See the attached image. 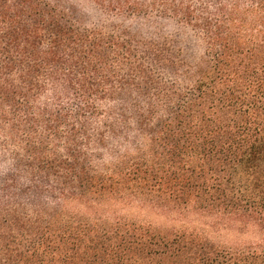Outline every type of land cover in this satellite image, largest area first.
Masks as SVG:
<instances>
[{"label":"trees","instance_id":"16d2710c","mask_svg":"<svg viewBox=\"0 0 264 264\" xmlns=\"http://www.w3.org/2000/svg\"><path fill=\"white\" fill-rule=\"evenodd\" d=\"M0 264H264V0H0Z\"/></svg>","mask_w":264,"mask_h":264},{"label":"rangeland","instance_id":"374dc122","mask_svg":"<svg viewBox=\"0 0 264 264\" xmlns=\"http://www.w3.org/2000/svg\"><path fill=\"white\" fill-rule=\"evenodd\" d=\"M141 218L144 221L147 219L148 221L153 222L157 226H162L165 224V218L157 217L148 213L141 215ZM211 237L215 243L226 246H230L238 242L254 240V234L252 233L242 234L235 230L220 231L214 234L211 233Z\"/></svg>","mask_w":264,"mask_h":264}]
</instances>
